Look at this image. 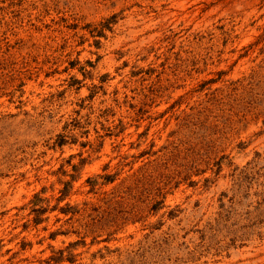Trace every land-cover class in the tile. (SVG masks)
Returning a JSON list of instances; mask_svg holds the SVG:
<instances>
[{
    "label": "rangeland",
    "instance_id": "1",
    "mask_svg": "<svg viewBox=\"0 0 264 264\" xmlns=\"http://www.w3.org/2000/svg\"><path fill=\"white\" fill-rule=\"evenodd\" d=\"M0 264H264V0H0Z\"/></svg>",
    "mask_w": 264,
    "mask_h": 264
}]
</instances>
